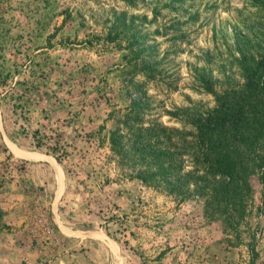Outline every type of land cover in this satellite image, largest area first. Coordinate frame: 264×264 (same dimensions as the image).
Listing matches in <instances>:
<instances>
[{
    "label": "rangeland",
    "instance_id": "rangeland-1",
    "mask_svg": "<svg viewBox=\"0 0 264 264\" xmlns=\"http://www.w3.org/2000/svg\"><path fill=\"white\" fill-rule=\"evenodd\" d=\"M262 56L264 0H0V264H264L258 173L231 221L169 132Z\"/></svg>",
    "mask_w": 264,
    "mask_h": 264
},
{
    "label": "trees",
    "instance_id": "trees-1",
    "mask_svg": "<svg viewBox=\"0 0 264 264\" xmlns=\"http://www.w3.org/2000/svg\"><path fill=\"white\" fill-rule=\"evenodd\" d=\"M246 67L244 88L234 90L230 94L231 98L228 94L219 96L215 109L192 121L196 133L194 138L188 135L183 139L179 132L169 131L177 137L180 150L182 148L190 150L193 147L195 158L202 160L203 173L224 179V182L215 189V194L220 198H212L216 204L223 203L225 207L232 209V212L227 213V219L231 221L236 217L237 201L240 203L241 194L248 189V178L252 172L258 173L264 193V56ZM8 78L9 75L3 76L0 73L1 95L6 94L12 98L19 82L10 86ZM21 97L13 101L21 100ZM134 106L136 108V105ZM23 108L21 104H13L10 114L16 117L17 109ZM15 119L13 124H16ZM129 120L130 116H127V121ZM152 128L151 125L147 128L140 126L135 130L144 137V133L151 132ZM161 128L163 131L167 130ZM109 143L110 148L115 151L120 139L112 133L109 135ZM147 151L144 148L143 169L139 177L152 170L158 174L163 165L150 149Z\"/></svg>",
    "mask_w": 264,
    "mask_h": 264
}]
</instances>
